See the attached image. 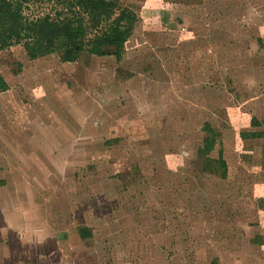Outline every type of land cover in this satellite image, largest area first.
<instances>
[{"label":"rangeland","instance_id":"obj_1","mask_svg":"<svg viewBox=\"0 0 264 264\" xmlns=\"http://www.w3.org/2000/svg\"><path fill=\"white\" fill-rule=\"evenodd\" d=\"M119 4V59L0 49V264H264V0Z\"/></svg>","mask_w":264,"mask_h":264},{"label":"trees","instance_id":"obj_2","mask_svg":"<svg viewBox=\"0 0 264 264\" xmlns=\"http://www.w3.org/2000/svg\"><path fill=\"white\" fill-rule=\"evenodd\" d=\"M25 1L0 0V49L20 43L30 59L52 52H57L62 61L70 62L76 61L82 52L119 59L136 22L135 12L120 6L119 0H61L66 10H58L54 17L46 13L35 18L24 16ZM7 88L0 74V91ZM197 153L205 170L211 172L216 163L222 169L220 176L224 177L223 160H214L202 148ZM78 234L84 238L91 231L83 226L78 228Z\"/></svg>","mask_w":264,"mask_h":264},{"label":"crops","instance_id":"obj_3","mask_svg":"<svg viewBox=\"0 0 264 264\" xmlns=\"http://www.w3.org/2000/svg\"><path fill=\"white\" fill-rule=\"evenodd\" d=\"M86 227H87V226H86ZM90 231H91V229H90ZM258 244L263 246V245H264V242H262V243H258Z\"/></svg>","mask_w":264,"mask_h":264}]
</instances>
